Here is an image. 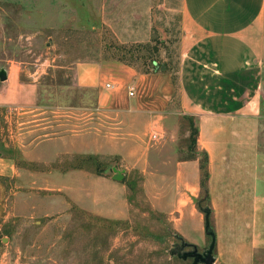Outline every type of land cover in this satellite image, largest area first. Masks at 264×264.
<instances>
[{
    "label": "crops",
    "instance_id": "0c3cea01",
    "mask_svg": "<svg viewBox=\"0 0 264 264\" xmlns=\"http://www.w3.org/2000/svg\"><path fill=\"white\" fill-rule=\"evenodd\" d=\"M183 7L186 25L179 104L173 103L172 83L163 77L162 82L154 73L79 63L78 87L96 93V107L84 120L85 130L55 132L28 145L29 132L21 128L25 124L21 116L39 107V86L24 81L20 67L12 65L4 71L6 79L0 77V179L6 180L10 190L0 187L1 214L9 213L12 202L13 215L36 214L42 208L49 217L76 206L107 219H126L128 185L120 177L133 172L144 179L152 209L167 213L188 244H204L206 220L197 207L202 193L201 160L189 157L186 126V120L192 119L199 131L197 151L209 156L215 263L255 264L257 253L264 249V228L247 235V211L238 204L247 203V179L257 190L260 183L258 148L247 146V120L253 118L247 107L264 94V0H183ZM15 124L19 127L14 128ZM154 134L157 140L152 139ZM45 141L53 143L52 155L37 150ZM89 156L103 164L101 171L75 165L78 157ZM111 157L116 162L108 168L102 161ZM63 162L68 163L61 166ZM121 164L126 166L124 176L117 173ZM26 187L57 191L63 198H37L39 204L32 205L29 196H19ZM9 196L13 197L10 202ZM219 204H224L223 210Z\"/></svg>",
    "mask_w": 264,
    "mask_h": 264
},
{
    "label": "rangeland",
    "instance_id": "374dc122",
    "mask_svg": "<svg viewBox=\"0 0 264 264\" xmlns=\"http://www.w3.org/2000/svg\"><path fill=\"white\" fill-rule=\"evenodd\" d=\"M185 25L183 0H0V72L15 65L22 68L24 81L39 86V107L21 116L25 123L21 128L29 132L28 145L55 132L85 130L84 120L96 107V93L78 87L79 63L154 73L166 80L162 78V82L172 83L173 103L179 104ZM255 93L252 91V96ZM247 109L253 116L247 120V146L258 148L260 175L258 190L252 179H247V203L238 204L247 211L250 235L264 228V94ZM186 121L188 128L190 122ZM52 144L45 141L37 150L52 155ZM64 162L61 166L67 165ZM102 162L110 168L116 159ZM75 163L94 167L96 172L103 168L99 161L93 164L87 157H78ZM120 166L117 173L124 176L126 166ZM31 168L35 171L36 165ZM120 180L129 185L126 219H107L76 206L49 217L40 206L36 214L13 215L11 202L9 213H0V264H192L190 258L171 255L183 244L180 238L186 240L173 228L167 213L152 209L143 189L144 179L127 172ZM0 181V187L9 191L6 180ZM20 191L19 196H29L32 205L37 198H63L57 191L37 187ZM12 198L9 196V202ZM219 205L223 210L224 204ZM211 241L208 235L206 243L197 245L198 250L208 249ZM262 250L255 264H264ZM217 256L215 247L216 260Z\"/></svg>",
    "mask_w": 264,
    "mask_h": 264
},
{
    "label": "trees",
    "instance_id": "16d2710c",
    "mask_svg": "<svg viewBox=\"0 0 264 264\" xmlns=\"http://www.w3.org/2000/svg\"><path fill=\"white\" fill-rule=\"evenodd\" d=\"M189 121H190V125H189V132H190L189 148L191 150V155L189 157L190 158H200V160H201V173H202L201 188H202V193H201V197L199 198V200L197 202V207L201 212L204 213L206 222H207V220L210 221L211 228L213 229L212 223H211L212 209H211L210 202H209V199H210V196H209V177H210L209 156L206 152H198L197 151V139H198L199 131H198L197 126L193 122V120L189 119ZM88 159L91 160V162L93 164H95V162L97 160V158L95 156H89ZM77 165L83 166V164H77ZM180 239L183 242H186L182 238H180Z\"/></svg>",
    "mask_w": 264,
    "mask_h": 264
},
{
    "label": "water",
    "instance_id": "95a60500",
    "mask_svg": "<svg viewBox=\"0 0 264 264\" xmlns=\"http://www.w3.org/2000/svg\"><path fill=\"white\" fill-rule=\"evenodd\" d=\"M163 69L165 70V67H163ZM0 77L2 80L6 79V75L4 71L0 73ZM206 232L212 238V241L208 250L204 254L199 252L197 246L183 242L182 249L186 248L187 246H193L194 249L192 251L185 253L176 252V250H174L171 252V255L177 254L183 260H188L189 258H193L194 261L192 264H215L216 259L214 257V250L216 247V235L214 230L211 228V224L209 220H207L206 222Z\"/></svg>",
    "mask_w": 264,
    "mask_h": 264
},
{
    "label": "flooded vegetation",
    "instance_id": "af4514ba",
    "mask_svg": "<svg viewBox=\"0 0 264 264\" xmlns=\"http://www.w3.org/2000/svg\"><path fill=\"white\" fill-rule=\"evenodd\" d=\"M193 249H194L193 246H187L186 248L182 249V245H181V246H179V247L177 248L176 252L185 253V252L192 251ZM207 250H208V249H205V250H203V251H200V250H199V252H201V253L204 254ZM190 259H191L192 261H194L193 258H190Z\"/></svg>",
    "mask_w": 264,
    "mask_h": 264
},
{
    "label": "built area",
    "instance_id": "2783aa9c",
    "mask_svg": "<svg viewBox=\"0 0 264 264\" xmlns=\"http://www.w3.org/2000/svg\"><path fill=\"white\" fill-rule=\"evenodd\" d=\"M133 94H134V93L131 91L130 95H133ZM152 139H153V140H157V135L154 134V135L152 136Z\"/></svg>",
    "mask_w": 264,
    "mask_h": 264
}]
</instances>
